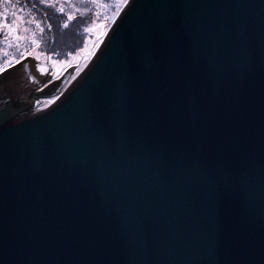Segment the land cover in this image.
Here are the masks:
<instances>
[{
    "label": "water",
    "instance_id": "1",
    "mask_svg": "<svg viewBox=\"0 0 264 264\" xmlns=\"http://www.w3.org/2000/svg\"><path fill=\"white\" fill-rule=\"evenodd\" d=\"M59 67L0 74V264H264V0H128Z\"/></svg>",
    "mask_w": 264,
    "mask_h": 264
},
{
    "label": "rangeland",
    "instance_id": "2",
    "mask_svg": "<svg viewBox=\"0 0 264 264\" xmlns=\"http://www.w3.org/2000/svg\"><path fill=\"white\" fill-rule=\"evenodd\" d=\"M125 4L121 0H0V70L31 57L60 66L53 79L59 78L97 53ZM77 16L82 18L76 20ZM74 20L83 29L79 37L72 36L78 33L70 25ZM74 38H80L83 46L70 54Z\"/></svg>",
    "mask_w": 264,
    "mask_h": 264
},
{
    "label": "trees",
    "instance_id": "3",
    "mask_svg": "<svg viewBox=\"0 0 264 264\" xmlns=\"http://www.w3.org/2000/svg\"><path fill=\"white\" fill-rule=\"evenodd\" d=\"M80 18H82V17L77 16L75 19L77 20ZM70 25H71V27H73L74 29H76L78 31V33L74 32L72 34V36L73 37H79V34H82V32H83L82 26H79L75 20ZM64 40H66V39H64ZM64 40H62L61 42H64ZM69 41H71V40H69ZM71 42L73 45L70 48V52H69L70 54H73L74 52L79 51L83 46L82 40L80 38H74V41H71Z\"/></svg>",
    "mask_w": 264,
    "mask_h": 264
},
{
    "label": "snow or ice",
    "instance_id": "4",
    "mask_svg": "<svg viewBox=\"0 0 264 264\" xmlns=\"http://www.w3.org/2000/svg\"><path fill=\"white\" fill-rule=\"evenodd\" d=\"M5 3L10 2V0H4ZM17 2H19V0H17ZM41 2H44V0H41ZM121 2L127 3V0H121ZM3 70H0V74H2Z\"/></svg>",
    "mask_w": 264,
    "mask_h": 264
},
{
    "label": "flooded vegetation",
    "instance_id": "5",
    "mask_svg": "<svg viewBox=\"0 0 264 264\" xmlns=\"http://www.w3.org/2000/svg\"><path fill=\"white\" fill-rule=\"evenodd\" d=\"M22 75V74H21Z\"/></svg>",
    "mask_w": 264,
    "mask_h": 264
}]
</instances>
